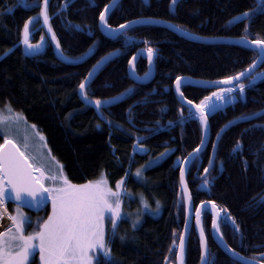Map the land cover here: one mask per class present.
<instances>
[{"label": "trees", "instance_id": "trees-1", "mask_svg": "<svg viewBox=\"0 0 264 264\" xmlns=\"http://www.w3.org/2000/svg\"><path fill=\"white\" fill-rule=\"evenodd\" d=\"M112 1L48 0L49 24L60 51L69 58L62 60L41 20L43 0H0V109L10 106L44 134L52 156L73 183L83 184L104 173L113 187L123 177L126 187L144 194L152 206L160 201L162 215L146 216L138 229L126 220L120 222L116 238L109 239L115 264H176L186 216L180 169L203 138L200 121L176 98V77L224 81V77L246 70L259 54L239 45L189 41L160 26H135L126 35L109 39L100 31L99 14ZM245 12L249 18L229 23ZM141 20L168 22L200 39L264 40V0H178L174 9L171 0H122L107 23L117 29ZM31 21L30 31L41 24L46 42L37 56L26 55L22 43L23 26ZM149 47L154 49L155 76L146 85L136 84L129 77V61L136 57V74L143 77L149 71ZM105 57L107 63L86 86L89 99H109L129 88L134 93L104 107L102 117L94 106L82 102L78 85ZM262 65L257 73H264ZM249 81L244 83L243 93L237 90L228 96V104L208 119V146L189 166L187 184L195 207L215 202L218 210L224 208L234 218L238 232L220 224L229 248L261 263L264 115L243 122L238 118L264 113V79L251 86ZM181 91L195 104L214 92L195 86H183ZM237 141L242 151L234 153ZM137 144L146 153L139 147L133 151ZM165 152L169 154L160 164L135 179L137 168ZM205 178L207 189L202 191L199 186ZM13 206L7 205L10 212ZM22 209L43 219L50 214V206L39 214ZM203 221L211 263L240 264L213 241L211 216L206 214ZM190 233L184 264H200L201 243L194 228ZM100 259L101 264H108Z\"/></svg>", "mask_w": 264, "mask_h": 264}, {"label": "snow or ice", "instance_id": "snow-or-ice-1", "mask_svg": "<svg viewBox=\"0 0 264 264\" xmlns=\"http://www.w3.org/2000/svg\"><path fill=\"white\" fill-rule=\"evenodd\" d=\"M178 0H171L174 6ZM42 16L43 23L48 25V31L51 33V39L56 41L57 49L59 50V41L56 34L51 29L49 24L48 14V0H43ZM25 6H27L25 4ZM115 7V3L112 5ZM63 10V8L61 9ZM110 11L108 5H105L104 11L99 14V21L103 27L109 30L110 35H126L124 29L125 24H121L117 29H113L107 23L106 13ZM249 18V13L245 12L241 16L233 18L229 23H235L242 19ZM31 20V18H30ZM130 23H137L136 21ZM78 27V26H74ZM247 31V29H245ZM29 23L23 26V39L22 43L25 45V54L33 56L38 54L39 49L43 44H33L30 42ZM41 41L44 37L41 36ZM252 45L259 46L254 49L259 52L258 59L264 63V40H253ZM154 49L149 47L147 49V59L151 65L153 59ZM63 55V53H61ZM112 55V54H110ZM69 59L65 57V60ZM79 59V58H77ZM108 57L102 58L93 66V69L88 72L85 80L81 81L78 85V95L86 105L94 106L100 116L103 117L102 109L104 107H111L114 103L119 102L123 97L130 96L134 93V89L129 88L117 96L109 99H89L86 86L91 84L92 78L95 77L99 68L102 66ZM136 59L134 56L129 63L132 65L130 68V75L137 83H142L143 80L149 78L150 73H145L143 78L138 77L134 68L133 61ZM257 62L253 61L251 65L244 71L238 72L235 76L224 77V83L230 85L228 87L216 86V91L211 92L210 95L205 96L199 104L195 105V112L192 110V101H187L189 107V114L199 117L200 122L204 128L207 129V118L210 113L215 112L221 107L223 102H226L229 97L227 93L233 92L238 89L240 93L244 92L245 84L240 82L241 77H251L249 85H253L257 79L264 78V73H256L255 71ZM187 79V78H184ZM235 81V83H233ZM182 78L176 77L175 88L180 94L182 99L183 93L180 92ZM110 86V85H109ZM235 99V97H231ZM12 113L10 106L6 109ZM131 109H129V112ZM264 113L254 114L253 116H241L238 119L243 122L248 119L257 118ZM131 120V117H129ZM8 121H14V125ZM21 117L19 113H15L6 117L0 112V129L3 130V143H0V208H3L6 200H11L17 204V214L12 215L9 213L11 225L4 231H0V264H29V258L38 253L41 264H101V257L108 264H115L111 256L110 241L106 231V221L111 228V238H116L120 222L128 218L127 213H122V194H127L124 187V178L116 181L115 189L109 185V181L104 173L95 180H88L83 184H75L68 179L67 175L63 173L62 166H58L56 173H51L46 167L47 158L44 155H29V137L25 136L22 144L17 143L12 138L11 129L13 126H19ZM111 126V121H108ZM233 122L230 121L229 125ZM226 125L225 127H228ZM99 126V125H97ZM255 127H260L256 125ZM35 130V125H31ZM223 131V129L221 130ZM219 137V133L217 134ZM41 139L43 137L41 136ZM139 140V137H137ZM203 144V141H201ZM139 147L140 151H146L142 145H135L133 151ZM200 151L199 146L194 149V153ZM242 151V144L237 141L233 147V152L237 153ZM50 152V150H49ZM164 153H161L163 156ZM193 154L190 153L191 157ZM188 162V158H185ZM149 166L153 161H149ZM214 163L210 161V164ZM222 167V166H221ZM204 172L207 173L208 169L205 168ZM128 175V173H126ZM142 175V168H137L135 176ZM185 170L183 167L180 169V177L182 185H184ZM208 180L205 178L204 184L207 185ZM186 187V185H184ZM190 199V196H189ZM51 204V212L46 219L37 220L36 230L25 234V223H31L30 218L24 216L20 211V205L41 210L42 206ZM141 203L144 208H148L147 201L141 196ZM159 201H156L157 211L159 210ZM202 204L204 202H201ZM215 206V202H209ZM207 207V206H205ZM196 221L200 224V209L196 208ZM3 217V212L0 211V218ZM139 215L132 221V227L137 226ZM224 223L230 225L234 232H238L239 226L235 223L233 217L226 209L220 208L216 212V218L212 220L213 231L220 235L223 239V233L220 232V224ZM200 236L202 244L206 250L207 245L204 240V230L201 226ZM123 239L124 237H120ZM175 244V241H173ZM179 258L180 264H183L184 252V237L179 238ZM233 257L237 258L243 264H255L254 260H248L230 249ZM261 264H264V254H261Z\"/></svg>", "mask_w": 264, "mask_h": 264}, {"label": "water", "instance_id": "water-1", "mask_svg": "<svg viewBox=\"0 0 264 264\" xmlns=\"http://www.w3.org/2000/svg\"><path fill=\"white\" fill-rule=\"evenodd\" d=\"M121 1L122 0H113L112 3L108 5L109 8H110V11H108L106 13V19H108V15L112 12V10L114 8L117 7V5ZM114 3H115V7L113 8L112 5ZM41 20L43 22V16L41 17ZM32 22L33 21H31L29 23V31H30V26H31ZM136 22L137 23H128V24H125L126 27L124 29V32L127 31V30H129V29L135 28V26H146V25H150V26H160V27H162L164 29L170 30L171 32L175 33L177 36H181V37L185 38L186 40H189V41L191 40V41H195V42H198V43H201L202 42V43L210 44V45H212V44H218V45H223V44L239 45V46H242V47L250 48L252 50H254V49H256V48L259 47V46H256V45H252L251 44V41L246 40V39L245 40H239V39H234V40H230V39H223V40L212 39V40H209V39H203V38L200 39V38H198V37H196L194 35L188 34L187 32L183 31L180 28H177L175 25H172V24H170L168 22L167 23L160 22V21H156L155 22V21H152V20H145V21L141 20V21H136ZM44 28H45V31H47L49 37L51 38V33L48 31V25H45L44 24ZM99 28H100L101 33L105 37H107L109 39H115V38H117V37L120 36V35H116V36L110 35L109 30L106 29L105 27H103L100 22H99ZM29 38H31V31H30V37ZM52 41L54 43L55 52L57 53V56L60 57L62 60H65L64 55H61L62 52L60 51V48H59V50L57 49L56 41H54V40H52ZM30 42H31V39H30ZM41 43L43 44V46L39 49L38 54L33 55V56H37V55L41 54L45 50L46 42H44V41L43 42L42 41H38L35 44H41ZM23 48L25 50V45L24 44H23ZM254 51H256V50H254ZM258 54H259V52H258ZM107 60H106V62H104L102 64V66L99 68V70L103 67L104 64L107 63ZM256 62H257V66L255 67V71L252 73V75H256V73L258 72V70L263 66L262 65L263 63H261L259 59H257ZM133 63L135 65L136 60H134ZM131 67H132V65H130V67L128 69V71H129V77H130L131 81H133V82H135L137 84L136 80H134L132 78V76L130 75V68ZM148 70H149L148 73H150L149 78L146 79V80H143L142 83H138V84L146 85V84L152 82V80H153V78L155 76L154 59H152L151 65L150 64L148 65ZM134 72L136 74L135 68H134ZM97 73H96V75H97ZM138 77H140V76H138ZM143 77H140V78H143ZM94 78H92V81H93ZM249 79H251V77H247V78L241 77L240 78V82L245 83ZM262 79H264V78H262ZM258 80H261V79H257L256 82H258ZM233 83H235V81H233ZM217 84H219L220 86H223V87L230 86V85H226L224 83V81H217V82L212 83V82H206V81H203V82L202 81H197V80L189 79V78L184 79V77H182L181 88L183 86H195V87H199V88L206 87L208 89H211L212 91H216L217 89H216V86L215 85H217ZM181 88H180V92H182L181 91ZM173 91L175 92V95H176V98H177L178 102H180L181 104H183L185 107H187L189 109L188 104H187V100L181 98L180 94L176 91L175 84H174V87H173ZM183 97H184V95H183ZM82 102H83V100H82ZM116 103H114L113 105H116ZM195 105H196L195 103H192V110H193V112L196 111L195 110ZM210 116H212V115H208V118H207V123H208L207 129H205L204 126H203V124L200 122L202 124V128H203V133H202L203 134V138H202L203 144L200 143V146H199L200 151L198 153H194L193 152L192 153L193 155L191 157L190 156L187 157L188 158V162H186V160H184L183 164L181 165V167H183L184 170H185L184 185H186V187H185L184 185H182V182H181V189H182V193H183V200H185V211H186L185 226H184V229H183V232H182L183 233L182 236L184 237L183 264H184V259H185V250H186V246H187V241H188L189 235L191 234L190 231H191L193 225L195 226V232H197L199 242L201 243V254H202V257H201L200 264H212V263L209 262L210 254H209V248H208L207 239H206V236H205V233H204V240H205L206 245H207V248L205 250L204 245L202 244V241H201L200 228H201V226L203 227V221H202L203 215L206 212H208L209 215L211 216V221H212L214 218H216V212L218 211V208L217 207H213V205L210 204L209 202L208 203L199 204V205H197V207H195L194 206V203H193V200H192V197H191L190 189H188V184H187V173H188V170L190 168L189 166L195 161L196 158L200 157V155L206 150V148L208 146V142H209V138H210L208 119L210 118ZM196 119L199 120V117L196 116ZM199 189L202 190V191H205L207 189V187H206V185L202 184V185L199 186ZM189 196H190V199H189ZM11 203L13 205H16L17 206V204L16 203H13L11 200L9 202H7V204H11ZM45 206H42L41 209H43ZM205 206H207V207H205ZM20 207L21 208H24L26 210H29L32 213L33 212L34 213L38 212L34 208L27 207V206H24V205H20ZM196 208H199L200 209V224H197V221H196V212H195V209ZM11 223H12L11 220H9V218H8L7 222L1 227L0 230L1 231L6 230L11 225ZM210 232H211V236H212L213 241L217 244V246L219 247L220 250H222L224 253H226L231 259L235 260L236 262H238L240 264H243V262H241L237 258L233 257L232 252L230 251L229 246L226 244V242H224L223 239H221L220 235H218L216 232L213 231L212 226H211ZM248 260H250V259H248ZM176 264H180L179 247H178V251H177V261H176ZM255 264H261V263L255 261Z\"/></svg>", "mask_w": 264, "mask_h": 264}, {"label": "rangeland", "instance_id": "rangeland-1", "mask_svg": "<svg viewBox=\"0 0 264 264\" xmlns=\"http://www.w3.org/2000/svg\"><path fill=\"white\" fill-rule=\"evenodd\" d=\"M41 24H39L38 26H36V28L33 30L32 33V38L36 39L37 36L41 35L43 33V31H41ZM262 79V78H260ZM238 89H235L233 92L231 93H227V97L236 93ZM228 104V101L223 102L221 107H224ZM219 109V108H218ZM217 109V110H218ZM0 112H2V114L6 117H9L13 114H15L14 111H12V113H9L6 108L5 109H0ZM216 112V111H215ZM215 112L210 113L209 115H213ZM21 117V121L19 126H13L11 129L12 132V138L17 142L22 144L24 141V137L28 136L29 137V144H30V149H29V155L30 156H36V155H44L47 160H46V167L50 170L51 173H56L58 171V166H62V164L60 162H58L54 156H52L51 151L49 152V147L47 145V140H45L44 134L41 133L39 130H37V128L35 127V130H33L31 128L30 123H28L22 115H20ZM9 123L14 125V121H8ZM0 133L3 136V130L0 129ZM41 136L43 137V139H41ZM146 150V149H145ZM142 153H146V151L142 152ZM169 154V152H165L163 156H158L155 158H152L150 161H153V163L149 166V163H145L143 164L140 168H142V175L145 171L151 169L152 167L160 164L165 158L166 156ZM63 169V166H62ZM63 173L66 175V173L63 170ZM106 175V174H105ZM142 175L140 177H135L136 180H140ZM107 177V175H106ZM109 185L115 189V187H113L109 181ZM124 187L127 190V194H122L121 196V201H122V213H127L128 214V218L125 219L126 221L129 222V224L132 225V221L134 219H136L137 215H139V221L137 222V226L134 229H138L142 224L143 219L146 216H150L152 218L154 217H160L162 215V205L161 203H159V210L157 211V206L155 203V206H152L151 202L145 197L144 194H137L136 191H134V189L128 188L126 187V184L124 183ZM141 196L144 198V200L147 201V204L149 205L148 208H144L142 203H141ZM160 202V201H159ZM7 201H5V208H7ZM47 206H50V212H51V204H47L45 206V208ZM4 207V206H3ZM17 206H13L12 207V212L9 211V209L7 208V211L9 213H11L12 215H16L17 214ZM20 211L24 214V216L30 218L31 223H25L24 227H25V234H28L29 232H32L34 230H36V222L37 220H41L43 219L42 216L39 217H35V216H30L28 214L25 213V211L23 209L20 208ZM39 214V213H38ZM32 229V230H31ZM106 231H107V236L108 239L111 238V228L110 225H108L107 221H106ZM29 264H41L40 260H39V255L38 253L34 254V256L29 258ZM93 264H96L95 260L93 262Z\"/></svg>", "mask_w": 264, "mask_h": 264}, {"label": "bare ground", "instance_id": "bare-ground-1", "mask_svg": "<svg viewBox=\"0 0 264 264\" xmlns=\"http://www.w3.org/2000/svg\"><path fill=\"white\" fill-rule=\"evenodd\" d=\"M6 201L9 202L10 200H6ZM0 211L3 212V217L0 218V229H1V227L7 222L8 218H9V212L7 211V208H5V204H4L3 208H0Z\"/></svg>", "mask_w": 264, "mask_h": 264}, {"label": "flooded vegetation", "instance_id": "flooded-vegetation-1", "mask_svg": "<svg viewBox=\"0 0 264 264\" xmlns=\"http://www.w3.org/2000/svg\"><path fill=\"white\" fill-rule=\"evenodd\" d=\"M41 36H43V33L41 34V35H39V36H37L36 37V39H34V38H32V32H31V42L32 43H37L38 41H41ZM44 42H45V39H44ZM14 206H16V205H14ZM45 208V207H44ZM44 208L43 209H41L40 211H38V212H36V213H34L33 212V214H38V213H40L41 211H43L44 210ZM22 209V208H21ZM209 215V213L208 212H206L204 215H203V217L205 216V215ZM202 221H203V219H202ZM204 222V221H203ZM193 228L195 229V226L193 225ZM209 262L211 263L212 261L209 259Z\"/></svg>", "mask_w": 264, "mask_h": 264}]
</instances>
